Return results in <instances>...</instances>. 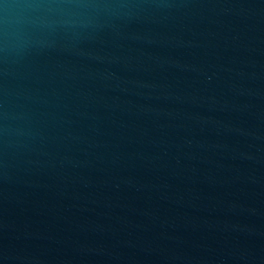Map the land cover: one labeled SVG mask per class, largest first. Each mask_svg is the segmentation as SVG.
<instances>
[{
	"label": "water",
	"instance_id": "obj_1",
	"mask_svg": "<svg viewBox=\"0 0 264 264\" xmlns=\"http://www.w3.org/2000/svg\"><path fill=\"white\" fill-rule=\"evenodd\" d=\"M96 2L0 26V264H264V0Z\"/></svg>",
	"mask_w": 264,
	"mask_h": 264
},
{
	"label": "clouds",
	"instance_id": "obj_2",
	"mask_svg": "<svg viewBox=\"0 0 264 264\" xmlns=\"http://www.w3.org/2000/svg\"><path fill=\"white\" fill-rule=\"evenodd\" d=\"M0 3H3V0H0ZM101 6L96 0H18L15 5H4L3 12L0 13V26L3 27L6 34L7 26L14 16L32 10L47 9L71 15L72 10L75 9Z\"/></svg>",
	"mask_w": 264,
	"mask_h": 264
}]
</instances>
